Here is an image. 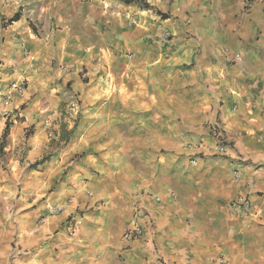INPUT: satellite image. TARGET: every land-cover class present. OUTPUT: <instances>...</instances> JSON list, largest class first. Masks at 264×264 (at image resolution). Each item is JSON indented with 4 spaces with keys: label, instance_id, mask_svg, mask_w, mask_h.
Segmentation results:
<instances>
[{
    "label": "crops",
    "instance_id": "1",
    "mask_svg": "<svg viewBox=\"0 0 264 264\" xmlns=\"http://www.w3.org/2000/svg\"><path fill=\"white\" fill-rule=\"evenodd\" d=\"M125 1L0 0V264H264V0Z\"/></svg>",
    "mask_w": 264,
    "mask_h": 264
},
{
    "label": "built area",
    "instance_id": "2",
    "mask_svg": "<svg viewBox=\"0 0 264 264\" xmlns=\"http://www.w3.org/2000/svg\"><path fill=\"white\" fill-rule=\"evenodd\" d=\"M243 5L247 8L251 4V0H241ZM167 37V36H166ZM28 55V54H27ZM27 88L26 81L21 82H14L9 84L6 90L0 91V101L2 104L7 107L9 106L15 97H21L25 90ZM73 100H76L72 103V116L73 120L71 122L74 124L77 120V116L79 114L80 105L76 98ZM3 117L5 119L11 118V112L8 110H5L3 112ZM209 135L215 145L216 152L218 154H224L225 147H226V137L224 134V131L222 130L220 124L218 122L211 123L207 126ZM90 196V194H87ZM158 201V198L155 199ZM234 206L236 210L240 213L241 216L247 217L250 215V202L247 199L240 198L235 203ZM61 209H54V208H48V212L50 215L57 214ZM146 217V212L141 208H136L134 211V216L130 222V224L127 226L125 231L122 234V240L125 242H131L135 239H139L144 234V229L140 225V220ZM77 227V221H69L68 230L70 232V235H72ZM217 264H227V259L224 256H220L218 259Z\"/></svg>",
    "mask_w": 264,
    "mask_h": 264
},
{
    "label": "trees",
    "instance_id": "3",
    "mask_svg": "<svg viewBox=\"0 0 264 264\" xmlns=\"http://www.w3.org/2000/svg\"><path fill=\"white\" fill-rule=\"evenodd\" d=\"M126 4H131L133 3V0H127L125 1ZM146 8H149L148 5H144ZM165 15H162V17H164ZM19 19V16L18 14L15 15L12 19H10L8 21V23H12V22H15ZM74 127H75V123H74ZM73 127V128H74ZM7 131H8V126H6V129H5V132L3 135H6L7 134ZM72 133H73V130H67L66 129V125L64 124H61L60 126V134H59V143H62V144H67L72 136ZM57 148H59V144H57ZM51 157V154H48V155H44L39 161H36L35 163L33 164H30L28 166V170H35L37 169L38 166H41L43 165L45 162H47Z\"/></svg>",
    "mask_w": 264,
    "mask_h": 264
},
{
    "label": "rangeland",
    "instance_id": "4",
    "mask_svg": "<svg viewBox=\"0 0 264 264\" xmlns=\"http://www.w3.org/2000/svg\"><path fill=\"white\" fill-rule=\"evenodd\" d=\"M74 98H76V97H71V98L68 100V102H67V105H68L67 107H68L70 110L72 109V107H71V106H72V103L76 101V100H73ZM76 99H77V98H76ZM78 102H79V105H80V101H79V100H78ZM61 109H62V110H61V111H62V115H64V109H63V107H62ZM71 113H72V111H71ZM70 116H71V115H70ZM70 119L73 120V117H72V118L70 117ZM75 123H76V121H75ZM73 125H74V124H73ZM57 147H58V146H57ZM57 147H56V148H57ZM48 154H51V152L49 151L46 155H48ZM50 158H51V157H50Z\"/></svg>",
    "mask_w": 264,
    "mask_h": 264
}]
</instances>
